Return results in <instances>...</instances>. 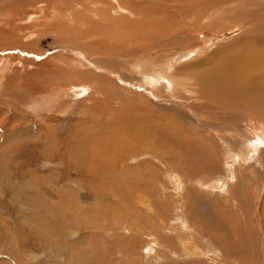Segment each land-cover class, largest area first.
<instances>
[{"label":"rangeland","instance_id":"1","mask_svg":"<svg viewBox=\"0 0 264 264\" xmlns=\"http://www.w3.org/2000/svg\"><path fill=\"white\" fill-rule=\"evenodd\" d=\"M260 6L0 0V264H264V108L201 80Z\"/></svg>","mask_w":264,"mask_h":264},{"label":"bare ground","instance_id":"2","mask_svg":"<svg viewBox=\"0 0 264 264\" xmlns=\"http://www.w3.org/2000/svg\"><path fill=\"white\" fill-rule=\"evenodd\" d=\"M196 8V6H193V9ZM256 10V8H255ZM254 10V11H255ZM251 12L249 14V18L252 19L253 21H256L259 23L258 30L261 31L263 30V33H258L255 35V37L252 36H247L243 35L240 36L238 39L240 40H245L243 43L240 42L239 40L235 41L232 43L231 46H227L228 50L227 55L230 64L225 65V60H219L217 64L215 65L214 63V68L213 72H210V74H205L203 77H201L202 82H208L210 81L211 85H214L212 83V80H217L219 78L224 79H229L231 76L233 77L232 79L238 80L241 78V76H237L236 72H239L242 74L244 79H239L241 80V84H234L231 88L229 93L225 95V97L229 98L230 96H243L240 97L243 100L246 98H251V102L247 103L245 106L244 105H234V104H226L224 105L225 109L228 111H237L239 113H244L245 116L248 115L250 117H257L260 115V112L262 111L263 113V108H264V83H263V78L261 77L262 71L264 70V58L262 56L264 55V8L260 6V8L256 12ZM238 14V13H237ZM246 15L245 13H243ZM248 16V14H247ZM226 19V18H225ZM223 19V20H225ZM232 19V17L230 18ZM245 20H247L245 18ZM249 20V19H248ZM230 21H225L224 25ZM223 25V26H224ZM227 25V24H226ZM222 26V25H221ZM216 27V26H215ZM214 27V28H215ZM225 27V26H224ZM229 27V26H228ZM233 27V26H232ZM186 28V27H185ZM193 28V27H192ZM187 29V28H186ZM257 29L254 31L255 33L257 32ZM185 30V29H184ZM212 30V29H211ZM235 30V27H234ZM184 32V31H183ZM186 32V31H185ZM263 34V35H262ZM249 35V34H248ZM237 38V37H236ZM221 47V46H220ZM238 49L235 51L232 55V49ZM226 52V51H223ZM222 52V53H223ZM245 53V54H244ZM225 54V53H224ZM227 55H225V59H227ZM224 56V55H223ZM260 58L263 60H260ZM209 59V58H208ZM260 60V61H258ZM224 62V63H222ZM230 69H232V72H230ZM226 71V72H225ZM245 71H249L251 76L246 77L244 75ZM208 72V71H207ZM220 74V75H219ZM219 75V76H218ZM229 75V76H228ZM202 76V75H201ZM228 76V77H227ZM198 78V77H197ZM222 78V79H223ZM220 80V79H219ZM244 81V82H243ZM221 82V80H220ZM243 82V84H242ZM219 83V82H218ZM217 83V84H218ZM216 84V83H215ZM174 86V85H173ZM204 86V85H203ZM207 89V88H205ZM210 89V88H209ZM212 89V88H211ZM218 91V90H217ZM205 92V91H204ZM201 94V93H200ZM200 97V96H199ZM198 97V98H199ZM212 98V97H211ZM239 98V99H240ZM211 100V99H210ZM249 100V99H248ZM206 101V100H205ZM209 101V100H207ZM209 101L208 103H210ZM214 102V101H213ZM212 104V102H211ZM216 104V103H215ZM220 105V104H219ZM222 108V107H220ZM252 120V119H251ZM250 122V121H249ZM192 136V135H191ZM143 143V142H142ZM180 145V144H179ZM192 145V144H191ZM13 148V147H12ZM193 149V148H192ZM204 151V150H203ZM205 152V151H204ZM202 155V154H201ZM208 155V154H207ZM185 160V159H184ZM187 160V159H186ZM194 160V159H193ZM211 160V159H210ZM192 161V160H191ZM201 162H204L207 164L208 159L206 156H202L200 158ZM188 162V161H187ZM203 164V163H202ZM205 165V164H204ZM264 222V221H263ZM235 226L236 221L234 222ZM239 225V224H238ZM241 225V224H240ZM243 227V226H242ZM240 228V227H239ZM237 229V228H236ZM241 230V229H240ZM236 231V230H235ZM242 232V231H241ZM240 233V232H239ZM235 235V234H234ZM238 235V233H237ZM236 236V235H235ZM240 236V235H239ZM239 238V237H238ZM242 238V237H241ZM245 238V237H244ZM236 239V238H235ZM244 240V239H243ZM246 241V240H245ZM240 243V242H239ZM242 245V244H241ZM257 257V256H256ZM239 264H261L260 259L256 258L254 262H250L249 259L247 258H241L238 260Z\"/></svg>","mask_w":264,"mask_h":264}]
</instances>
